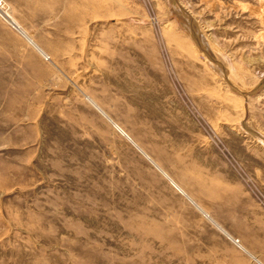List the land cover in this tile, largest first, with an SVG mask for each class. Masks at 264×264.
<instances>
[{
    "label": "rangeland",
    "instance_id": "obj_1",
    "mask_svg": "<svg viewBox=\"0 0 264 264\" xmlns=\"http://www.w3.org/2000/svg\"><path fill=\"white\" fill-rule=\"evenodd\" d=\"M0 264H264V0H0Z\"/></svg>",
    "mask_w": 264,
    "mask_h": 264
},
{
    "label": "bare ground",
    "instance_id": "obj_2",
    "mask_svg": "<svg viewBox=\"0 0 264 264\" xmlns=\"http://www.w3.org/2000/svg\"><path fill=\"white\" fill-rule=\"evenodd\" d=\"M183 19H184V18H183ZM189 21H190V20H189ZM189 21H188V19H187V21L182 22V24H183V26L187 29V31L191 33V32L193 31V27H191L192 24H191V22H189ZM192 33H193V32H192ZM196 33H197V34H196L195 37H196V38H199L200 41H202V36L200 35V33H198L197 31H196ZM203 50H204L205 53L208 55V57H210V58L212 57L211 54L208 52V50H207L206 48L203 49ZM210 58H209V59H210ZM210 63H211V62H210ZM211 64H212V63H211ZM213 67H214V66H213Z\"/></svg>",
    "mask_w": 264,
    "mask_h": 264
}]
</instances>
